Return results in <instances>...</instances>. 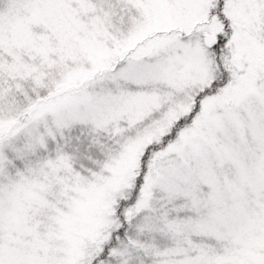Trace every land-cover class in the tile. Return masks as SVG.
Listing matches in <instances>:
<instances>
[{
    "label": "snow or ice",
    "instance_id": "1",
    "mask_svg": "<svg viewBox=\"0 0 264 264\" xmlns=\"http://www.w3.org/2000/svg\"><path fill=\"white\" fill-rule=\"evenodd\" d=\"M0 264H264V0H0Z\"/></svg>",
    "mask_w": 264,
    "mask_h": 264
}]
</instances>
